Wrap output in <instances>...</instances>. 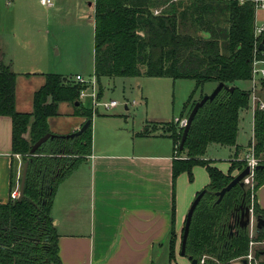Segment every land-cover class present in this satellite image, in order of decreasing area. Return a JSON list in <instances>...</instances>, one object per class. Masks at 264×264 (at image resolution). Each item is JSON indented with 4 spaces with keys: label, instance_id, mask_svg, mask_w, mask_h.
<instances>
[{
    "label": "trees",
    "instance_id": "1",
    "mask_svg": "<svg viewBox=\"0 0 264 264\" xmlns=\"http://www.w3.org/2000/svg\"><path fill=\"white\" fill-rule=\"evenodd\" d=\"M156 10L159 12L155 13ZM255 30L256 9L251 0H95L98 79L102 76L194 79L196 88L184 107L187 116L199 100L195 94L201 86L206 82L225 83L197 111L183 149L180 142L184 128L174 120L158 122L166 128L162 135L170 136L175 143L174 180L182 172L193 180L196 165L205 166L209 173L210 183L205 187L208 191L194 211L184 254L199 261L204 255L209 256L206 264H227L246 258L249 252L251 237L242 214L251 203L250 190L237 184L220 202L214 193L235 177L234 170H243L246 162L233 161L225 173L204 156L212 143L237 144L240 112L249 107L252 97L251 90L239 87L236 82L253 77L256 42L259 47L264 38V32L257 38ZM257 55L264 58L260 50ZM16 79L17 73L1 62L0 115L11 117L12 150L22 156L23 164L28 162V169L22 199L0 200V264H62L59 234L51 214L53 199L59 184L92 153L94 111L79 98L81 84L49 73L43 86L34 93L33 111L19 112L15 103ZM258 94L264 98V80ZM63 101L72 102L74 114L91 123L80 135L68 138L58 134L48 139L32 154L33 144L52 132L49 119L59 115V104ZM254 140L255 154L260 165H264V107L259 104L254 116ZM16 176L15 169L13 183ZM263 183L264 168H258L255 189ZM254 213L264 217V211L256 203ZM174 218L175 204L169 240L171 258L178 244ZM183 233L184 227L180 252ZM257 234L264 237V229L257 230ZM263 251L255 253L259 264H264Z\"/></svg>",
    "mask_w": 264,
    "mask_h": 264
},
{
    "label": "crops",
    "instance_id": "2",
    "mask_svg": "<svg viewBox=\"0 0 264 264\" xmlns=\"http://www.w3.org/2000/svg\"><path fill=\"white\" fill-rule=\"evenodd\" d=\"M70 1L75 2L76 12L80 14V29L94 39L89 59L80 54L73 59L79 63L92 61L95 72V0H53L52 5H43L40 0H0V63L9 65L17 73L15 103L19 112L33 111L34 93L43 86L47 74L57 73L70 81H76V75H83L77 72L69 78L65 76L66 70L33 68L37 64L53 67L54 55L49 47V36L56 29L53 19ZM5 5L12 9H6ZM41 6L45 7L42 12L34 10ZM256 25H264V13L260 17L257 12ZM58 54H62L60 47ZM48 101H52L51 96ZM256 105L251 99L249 107L241 110L236 145L212 143L207 149L204 158L211 159L225 173L233 161L247 155L255 142ZM64 106L70 109L67 110L70 123L57 132L61 135L78 130L85 122L84 117L74 114L72 102L63 101L59 104V115L49 119L52 132L53 123L60 118V109ZM216 147L228 151L225 159L214 158L211 151ZM17 154L12 150V119L0 115L2 202L10 199L16 183V178L13 183V172L18 171ZM174 159L173 139L149 133V128L136 139L109 137L99 141L93 134L92 153L59 184L53 199L51 214L59 234L62 264H194L180 252L181 234L192 202L210 183V177L205 166L196 165L193 180L187 172L174 180ZM238 173L234 170L232 174ZM255 203L264 211V183L255 190ZM174 204L178 244L171 258L169 240ZM244 259H233L227 264H245Z\"/></svg>",
    "mask_w": 264,
    "mask_h": 264
},
{
    "label": "rangeland",
    "instance_id": "3",
    "mask_svg": "<svg viewBox=\"0 0 264 264\" xmlns=\"http://www.w3.org/2000/svg\"><path fill=\"white\" fill-rule=\"evenodd\" d=\"M5 7L12 9V6L7 7L5 5ZM44 9V6L34 8L39 13ZM259 12L260 17H262L264 10H259ZM79 15L76 12L74 1H70L61 8L56 19H53L56 27L55 33L51 37L49 36V47H52L51 55H54V65L53 67H46L37 64L33 68L36 70L47 68L66 70L65 76L69 78L77 72H81L83 75H80L86 80L96 77L92 61L86 60L84 63H79L73 59L75 55L79 54L85 55L89 59V53L94 43L92 35L89 36L80 29L78 25ZM58 47L62 48L61 55H57ZM96 82L97 93H101L99 95L100 102L118 101V105L113 109H107L100 105L95 110L91 97L86 96L81 99L86 107L94 110L93 134L94 138L96 136L99 141H104L105 138L109 137L112 140L136 139L147 128H149V133L164 134L166 128L164 129V126L158 122L175 121L181 118L185 104L197 85L196 81L191 78L174 79L151 76H117L112 78L102 76L100 79L96 77ZM236 84L246 90L252 88V82L249 80L237 81ZM217 85V82H206L196 91V98L211 93ZM67 110L70 109L65 106L60 109L62 114L52 126L55 134H60L57 132L69 125L70 117L67 115ZM186 114L184 113L183 116ZM247 123L249 124V120ZM246 128L249 132V126ZM241 129L243 128L241 127ZM211 153L214 154L215 159L220 160L225 159L228 155L227 150L218 147L213 149ZM245 186L246 189H249L248 185ZM253 239H256L255 242H257L253 245L254 253L264 250V237H258L256 228ZM204 256L205 260L209 258V256Z\"/></svg>",
    "mask_w": 264,
    "mask_h": 264
},
{
    "label": "built area",
    "instance_id": "4",
    "mask_svg": "<svg viewBox=\"0 0 264 264\" xmlns=\"http://www.w3.org/2000/svg\"><path fill=\"white\" fill-rule=\"evenodd\" d=\"M43 5H52L53 0H40ZM176 1V0H175ZM241 2H244L246 0H240ZM255 3V9H256V15L259 10L264 9V0H251ZM156 13L159 12V10L155 11ZM264 32V25L257 26L255 30L256 37H260ZM259 47L258 42H256V48H255V57L253 61V77L251 79L252 81V88H251V97L254 101L259 104L260 108L264 107V99L258 94L259 90L261 89L262 81L264 80V58H261L257 55ZM261 51V50H260ZM264 52V51H262ZM96 76V75H95ZM75 80L77 83L81 84V89L79 93V98L82 99L86 96L91 97L92 104L94 109L96 110L98 106L102 105L106 107L107 109H113L118 105L117 100H110L108 102H100L99 101V93H97V82L96 77L86 80L81 75H76ZM94 111V110H93ZM175 122L178 124L180 128H184L187 125L188 122V116L181 117L175 120ZM178 147V145H177ZM17 157L19 159L18 164V171H17V177H16V183L13 186L11 192H10V198L11 199H17L20 196V178H21V172L23 168V159L20 154H17ZM243 160L246 162V166L250 167V174H248L244 178L245 185L249 186V190L251 192V203L249 205L250 207V213H251V222L249 225V234L251 237L250 241V250L246 256V259L248 260L249 264H259L258 261L255 259V253L253 249V245L257 242L253 239V233L255 231L256 226V215L254 213V207H255V182H256V170L257 166L260 165V158L256 156L255 149H254V143L251 145L249 152L247 155L243 158ZM205 256L200 260L201 263H205Z\"/></svg>",
    "mask_w": 264,
    "mask_h": 264
},
{
    "label": "water",
    "instance_id": "5",
    "mask_svg": "<svg viewBox=\"0 0 264 264\" xmlns=\"http://www.w3.org/2000/svg\"><path fill=\"white\" fill-rule=\"evenodd\" d=\"M259 49L261 51H264V38L261 41L260 45H259ZM225 86L224 82H219L218 85L216 86V88L209 94H205L203 95L202 98H200L198 101H196V103L194 104L191 112L188 115V122L187 125L184 127V131H183V135H182V139L180 142V149H183L184 147V143L185 140L187 138L188 132H189V128L191 126V123L197 113V111L199 110V108L201 106H203L205 104V102L207 100L213 99L220 90H222V88ZM231 89H233V87H231ZM264 99V98H263ZM79 104V103H77ZM91 123V120H87L78 130L73 131L71 133L68 134H63L62 136L65 137H74L77 135H80L84 132V130L89 126V124ZM55 136H58V134L49 132L47 134H45L44 136H42L40 139H38L32 146L31 148V153L34 154L37 149L43 144L45 143L48 139L53 138ZM258 168H264V165H258ZM27 169H28V162H25L23 165V170H22V178H21V184H20V196L19 199H22V197L24 196V185H25V178H26V174H27ZM250 167L249 166H245V168L243 170H241L225 187H223L221 190L214 192L215 195L218 197L217 202H220L223 197L225 196V194L231 190L234 186H236L237 184H239L240 186L244 187L245 186V182H244V178L250 174ZM208 191V189L204 188L203 190H201L197 196L195 197L194 201L192 202L189 211L187 213V217H186V222H185V226H184V233H183V239H182V250L181 253L182 255L185 254V250H186V242H187V238L189 235V230H190V225H191V220L194 214V211L199 203V201L201 200V198L203 197V195ZM242 219L244 220V225L246 227H249L250 222H251V213H250V207H246L243 211L242 214ZM256 229L260 230V229H264V217L262 216H256ZM264 254V251H263ZM189 259L194 263V264H206V263H201L197 258H194L193 256H189ZM245 264H249L248 260L245 258L243 261Z\"/></svg>",
    "mask_w": 264,
    "mask_h": 264
}]
</instances>
